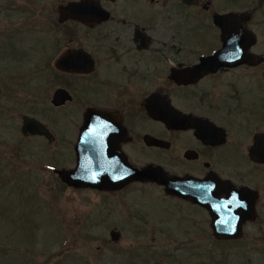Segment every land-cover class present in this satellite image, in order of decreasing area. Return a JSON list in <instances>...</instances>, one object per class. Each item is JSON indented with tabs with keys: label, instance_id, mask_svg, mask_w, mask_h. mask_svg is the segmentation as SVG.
Segmentation results:
<instances>
[{
	"label": "flooded vegetation",
	"instance_id": "obj_1",
	"mask_svg": "<svg viewBox=\"0 0 264 264\" xmlns=\"http://www.w3.org/2000/svg\"><path fill=\"white\" fill-rule=\"evenodd\" d=\"M71 1L84 2L86 19L59 9L66 39L54 41L53 30L49 100L56 125L60 113L81 120L71 122L70 160L59 169L77 166L76 146L86 122V149L98 151L119 174L155 163L172 176L212 175L248 186L231 177L241 175L244 163L264 167L250 155L256 135L264 133V0ZM157 34L163 39L156 40ZM60 89L67 99L54 104ZM30 92L28 103L37 104L38 93ZM26 116L37 118L22 115L23 135L58 144V127L54 132L37 118L51 136L26 133ZM13 150L11 155L20 157L26 148ZM136 183L143 182L105 191L64 184L76 191L117 193ZM250 188L255 214L243 234L247 222L258 218L260 195Z\"/></svg>",
	"mask_w": 264,
	"mask_h": 264
},
{
	"label": "rangeland",
	"instance_id": "obj_2",
	"mask_svg": "<svg viewBox=\"0 0 264 264\" xmlns=\"http://www.w3.org/2000/svg\"><path fill=\"white\" fill-rule=\"evenodd\" d=\"M69 1L0 0V264H264V167L244 163L231 177L260 195L258 218L233 241L214 237L206 209L156 184L76 191L53 172L69 162L66 134L81 120L60 113L56 125L49 100L53 30L54 41L66 39L58 12ZM23 114L58 127V144L23 135Z\"/></svg>",
	"mask_w": 264,
	"mask_h": 264
},
{
	"label": "water",
	"instance_id": "obj_3",
	"mask_svg": "<svg viewBox=\"0 0 264 264\" xmlns=\"http://www.w3.org/2000/svg\"><path fill=\"white\" fill-rule=\"evenodd\" d=\"M83 9V1H71L62 7L60 12L62 15L85 20ZM56 97H58V102L55 100ZM55 98L54 104L62 103L67 99L66 91L58 90ZM94 126L97 131L100 130L99 125ZM88 128L89 124L85 122L76 146L77 166L74 169L55 170L62 181L69 186L105 191L120 189L134 180L157 182L165 186L167 194L179 196L207 208L211 215V227L217 238L235 239L242 236L244 223L255 214V199L251 195L250 187H237L229 180L212 175L205 178L168 176L157 164L135 167L131 175L119 174V168H116L111 161H101L98 151L92 152L86 149L85 131ZM23 129L26 133L51 136L44 123L35 117L26 116ZM250 155L255 161L264 163V133L256 135ZM111 237L113 240H118L120 232L112 230Z\"/></svg>",
	"mask_w": 264,
	"mask_h": 264
}]
</instances>
